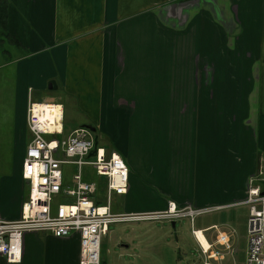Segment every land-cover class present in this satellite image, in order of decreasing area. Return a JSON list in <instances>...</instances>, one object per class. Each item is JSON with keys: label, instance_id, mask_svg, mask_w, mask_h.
Masks as SVG:
<instances>
[{"label": "crops", "instance_id": "0c3cea01", "mask_svg": "<svg viewBox=\"0 0 264 264\" xmlns=\"http://www.w3.org/2000/svg\"><path fill=\"white\" fill-rule=\"evenodd\" d=\"M0 19L4 31L27 52L21 56L7 41L0 46V117L11 114L5 121L9 132L2 164L8 165L10 150L11 171L0 170V213L6 219L20 217L27 196L22 167L31 138L29 102L64 107L66 98L88 119L79 126L92 123L100 142L130 163L128 191L115 194V203L112 196L114 213L164 211L170 201L177 207L249 209L243 202L248 189L255 177L264 178L263 168L259 170L264 153V0H0ZM6 48L8 59L2 54ZM209 54L216 57L211 60ZM237 55L252 59L256 80ZM236 97H257L247 116L239 115ZM190 107L200 112L195 147L190 142L196 117ZM251 115L258 155L245 153L228 161L209 156L214 171L203 178L193 171L206 166L208 150L229 149L225 140L208 144L201 136L218 128L224 139H231L237 119ZM3 130L0 126V135ZM87 170L92 180L105 182ZM134 170L147 178L136 177ZM232 223L228 217L196 230L207 248L221 250L217 235L227 233L233 243L235 234L222 228ZM208 229L216 231L206 236ZM228 251L233 253L234 246ZM79 255L77 233L29 232L21 261L0 257V264H79Z\"/></svg>", "mask_w": 264, "mask_h": 264}, {"label": "built area", "instance_id": "2783aa9c", "mask_svg": "<svg viewBox=\"0 0 264 264\" xmlns=\"http://www.w3.org/2000/svg\"><path fill=\"white\" fill-rule=\"evenodd\" d=\"M61 106L60 114L47 113L44 106ZM27 125L31 138L27 145L22 176L29 188L20 217L6 219L0 213V257L9 262L22 259L24 236L29 232H48L56 237L77 233L80 237L79 264H101V241L109 225L118 221L190 217L210 212L216 206L177 207L173 201L164 211L114 213L113 194H125L129 187L130 169L124 157L116 150H108L100 143L94 156L95 133L86 127H77L65 134L64 107L61 103L30 101ZM64 165H72V185L67 181ZM88 168L105 178L106 203L94 201L101 191L99 182L85 178ZM264 178L255 177L243 201L249 204L247 219V264H264ZM66 200H70L67 202ZM203 264H220L221 250L202 245ZM217 242L228 251L233 245L227 233L219 232Z\"/></svg>", "mask_w": 264, "mask_h": 264}, {"label": "rangeland", "instance_id": "374dc122", "mask_svg": "<svg viewBox=\"0 0 264 264\" xmlns=\"http://www.w3.org/2000/svg\"><path fill=\"white\" fill-rule=\"evenodd\" d=\"M229 48L232 49V47ZM215 57L216 54H209V59L213 60ZM237 58L239 61H243L247 64V69L245 72L249 75V77L252 76V78L256 80L255 72L258 73V71H255V64H253L252 59L249 58L248 55H237ZM211 71L212 70L209 68L208 72L211 73ZM60 94L63 95V92L60 91ZM236 99L239 115L247 116L252 110L251 100L256 101L257 97H236ZM64 102V124L67 126L66 129L69 130L73 129L74 127H82L79 126L81 124L80 122H82V119L83 121L88 119L76 112L72 102L69 101V99L66 98ZM177 103L178 100L177 97H175L174 104L177 105ZM193 104H195L196 108H199V97H195V102ZM254 108L258 109L259 103H256ZM189 112L190 114H194L196 117V127L193 141H191V137L189 139L192 146L195 147V143L199 139L197 133V117L200 116V112L191 107L189 108ZM252 116L253 115L249 116L248 118L244 117L237 119L236 125L232 127L233 135L231 139H224L222 130H219L218 128L209 129L207 135L201 136L200 138H202V140L208 144H210L212 140H225L229 149H224L221 152L216 150H208L205 157L206 166L199 168L193 167V171H198L201 178H203L205 176V172L209 170L214 171V159L221 158L223 161H228L231 157L242 158L243 154L245 153H252L254 155L257 153L256 155H258L259 148L255 139L256 132L252 127V123H250ZM10 117V113L0 117V126L4 127L3 133L0 135V138H2L0 147V170L6 168L7 170L9 169L11 171V166L9 168L11 157L10 150L7 154L8 165L2 166L5 160L4 150L7 146L5 138L9 132V125L5 121H8ZM220 120L225 121L226 119L222 118ZM171 128L174 132L173 140L175 141V138L178 135L175 134L177 128L174 124V120ZM66 129L65 134H68L72 131L71 130L68 132ZM234 137H237L236 140H234ZM100 144L104 145L103 142H100ZM166 145L169 146V143ZM209 156H214V159ZM125 161L127 165L130 166V163L128 164L126 159ZM157 164L158 161H153L154 166H157ZM72 167V165H64V170H67L68 172L66 179L69 183L71 182L70 185H72ZM262 168L264 170V153L260 159L259 170ZM134 172L135 176H139V178L142 180L143 176L144 178H147V175H143L137 170H134ZM89 178H92L91 173H89ZM105 183L106 180L104 182L103 190L98 192L97 197L94 196L92 200L95 201L97 198L101 199V204L106 203ZM146 184L148 186H153V184L149 182H146ZM28 193L29 188L26 190L27 196ZM115 198L116 195L113 194L114 203L118 202L115 200ZM66 201L69 202L70 200ZM248 215V206L240 205L196 215L193 225L190 217H181L177 219L158 218L125 220L112 223L109 225L108 232L102 237L101 264H203L204 256L202 254V248L193 233V229L203 228L213 224L214 222H226L228 217L233 220V223L230 225V227L224 225L222 228L227 231L232 230V233L235 234V239H233L232 243L234 246V251L233 253L226 251L224 246L218 245L217 248L222 250L225 257L221 264H247ZM172 221H175V226L173 225ZM215 231L216 230L208 229L204 232V234L207 236L209 233H215Z\"/></svg>", "mask_w": 264, "mask_h": 264}, {"label": "trees", "instance_id": "16d2710c", "mask_svg": "<svg viewBox=\"0 0 264 264\" xmlns=\"http://www.w3.org/2000/svg\"><path fill=\"white\" fill-rule=\"evenodd\" d=\"M3 28H5V22H4V20H1V19H0V37H1V38H0V46H1V48H3L2 43H4V41L11 42V43L14 45L13 48L16 49V51H17L21 56H25V55H27L26 49H25V48L23 47V45L17 40V38H16L14 35H12L11 33L7 32V31H4ZM2 54H3L4 56H6V57H7V56L11 57V56H10L11 51H10V49H8V48L4 49V50L2 51ZM9 57H7L6 59H8ZM12 58H13V56H12ZM65 126H66V125H64V127H65ZM102 146H105V145H102ZM85 178L88 179V180L94 179V177L89 178V173H88V172L86 173ZM95 178H96V176H95ZM99 185H100L101 190H103V188H104V180H103V179L100 180Z\"/></svg>", "mask_w": 264, "mask_h": 264}, {"label": "water", "instance_id": "95a60500", "mask_svg": "<svg viewBox=\"0 0 264 264\" xmlns=\"http://www.w3.org/2000/svg\"><path fill=\"white\" fill-rule=\"evenodd\" d=\"M49 88H52V83L50 82L49 85H48ZM82 127H86L88 129H90L92 132L95 133V139H94V148L92 149V151L89 153V157L91 156H94L97 152V148H98V145H99V136L97 134V128L96 126H94L92 123H85L82 125ZM264 194V191L262 192ZM173 222V225L175 226V221H172Z\"/></svg>", "mask_w": 264, "mask_h": 264}, {"label": "bare ground", "instance_id": "6f19581e", "mask_svg": "<svg viewBox=\"0 0 264 264\" xmlns=\"http://www.w3.org/2000/svg\"><path fill=\"white\" fill-rule=\"evenodd\" d=\"M44 108L45 109H47L48 111H47V113L51 116L52 114L54 115V114H60L61 113V106H44ZM197 235H198V237H199V239L201 240V242L203 243V245H204V247H206L207 248V243H206V241H205V238H204V236H203V234L200 232V231H198V233H197Z\"/></svg>", "mask_w": 264, "mask_h": 264}]
</instances>
